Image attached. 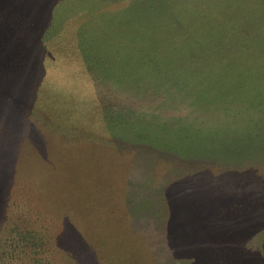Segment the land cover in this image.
Returning a JSON list of instances; mask_svg holds the SVG:
<instances>
[{
	"label": "rangeland",
	"instance_id": "rangeland-1",
	"mask_svg": "<svg viewBox=\"0 0 264 264\" xmlns=\"http://www.w3.org/2000/svg\"><path fill=\"white\" fill-rule=\"evenodd\" d=\"M177 1L0 0V13L4 15L0 40L6 45L14 39L11 45L23 44L19 49L32 48L31 43L43 56L41 72L39 63L29 64L31 77L42 78L24 113L32 129L17 137L9 134L3 127L9 113L0 111V143L4 141L14 149L23 138L27 145L23 152L14 154L16 157H11L7 145L4 153L0 146V179L7 181L0 185L1 199L12 194L14 203L30 214L43 204L37 200L38 187L46 183L44 177L48 172L78 179L82 177L77 176H85L112 195L133 197L139 193L137 188L142 182L159 181L179 159L188 164L189 158L194 162V156L200 153L223 162L212 165L209 173L218 184L217 190L230 187L233 182L240 188L245 186L244 189L230 188L226 191L228 194L219 193L217 201L221 206L231 204L236 199L233 194H241L254 186L250 175L258 162L263 163L264 171V92H219L226 83L219 77L214 84H208L213 87L211 91L201 92L200 88L198 91L195 83L200 82V87L207 84L203 78L202 82L196 81L190 67L183 69L184 63L175 65L177 70L172 68L176 61L165 67L162 58L171 48L155 49L152 38H143V14L146 11L150 14L152 10L157 14L161 8L169 12V6L176 7ZM244 2L256 3L254 0H181V7L187 12L195 9L235 13ZM36 26L46 28L40 30V47L31 40ZM204 66L205 76H209L207 71H216L214 65ZM0 78L7 83L2 88L7 97L16 98V92L22 91L19 84L22 78H17V84L6 73ZM19 130L17 126L16 131ZM138 142L150 143L147 147L161 156L155 161L140 157L137 153L144 149ZM149 163L151 170L141 178L142 171L146 170L144 166ZM219 170L224 173L217 175ZM202 174L194 179H203ZM8 177L21 178L9 180ZM133 179L139 184L132 183ZM186 182L183 175L182 184ZM191 186L193 192L194 183ZM187 192L190 193L189 188ZM80 198V203L86 202L85 196ZM44 202L49 205L47 200ZM156 204V209L149 212L133 209V214L138 225L148 229L153 251L158 256L139 251L144 232H138L139 237L133 236L127 226L122 227L118 222L119 217L114 219V234L121 229L132 243L137 242V248L121 252L111 247L112 251L106 255L115 261L106 264H214L209 260L212 254L204 257L190 254L164 237L169 231L163 221L172 219V215L166 214L167 209L161 202ZM56 207L51 206L54 216L59 213ZM59 220L69 238L78 241L80 235L81 240L88 239L84 222H79L78 229L64 213H60ZM150 223L157 226H145ZM72 230L76 231L73 236ZM100 239L107 240L106 236ZM81 240V246L100 262L101 253L91 244L88 248L86 241ZM67 261L72 264L73 255L68 254Z\"/></svg>",
	"mask_w": 264,
	"mask_h": 264
},
{
	"label": "trees",
	"instance_id": "trees-1",
	"mask_svg": "<svg viewBox=\"0 0 264 264\" xmlns=\"http://www.w3.org/2000/svg\"><path fill=\"white\" fill-rule=\"evenodd\" d=\"M254 1L256 3L253 4L244 2L235 13H212L195 9L182 11L181 0H178L176 7L169 6L170 13L161 8L157 14L154 10L150 11V14L147 11L143 14V38H152L150 41H153L155 49H163L164 46L171 48V52L162 58L165 67L176 61L172 63V68L177 70L174 66L184 63L183 69L190 67L196 81L202 82L203 78L207 84H202V89L200 82L195 83V89L198 91L199 88L201 92L211 91L213 87L208 84H214V80L219 77L226 82L219 92H264V0ZM1 3L6 6L5 2ZM172 9L174 13L171 12ZM6 10L5 7L3 11L6 13ZM3 20L4 15L0 13L2 29ZM44 24L43 22V26H46ZM36 28V34L31 40L40 47V30L46 28ZM13 42L14 39L5 45V41L0 40V45L3 46L2 49L0 46V75L6 73L16 80V84L20 76L22 91L16 92V98L7 97V92L3 91L7 83L0 78V111L9 113L6 114L9 119L3 122L4 131L17 137V134L26 135L27 131L32 129L24 113L33 101V95L42 78H36L35 75L31 77L29 72L32 68L29 64L39 63L38 71L41 72L43 56L33 49L34 45L31 43L32 48L19 49L23 44L13 46ZM257 58L262 59L255 61ZM251 63V67L246 69ZM205 64L214 65L216 71H207L209 76H205ZM3 107L10 111L1 110ZM17 126L20 127L19 132L16 131ZM21 140L14 149L4 141L1 142L2 152L7 145L11 149V157L15 153L20 154L27 148L23 138ZM138 143L144 149L138 151L140 157L155 161L161 156L147 147L150 143ZM157 148L163 149V146ZM188 161L190 162L187 164L185 160L179 159L178 164L171 167L159 181L147 179V183L142 182V186L137 188L139 193L133 197L112 195L100 184L91 183L85 176H77L82 177L78 179L69 175L56 176L51 172L46 173V177L43 176L46 183L38 187L40 196L37 200H42L43 204L30 214L17 202L14 203L12 194H8L4 199H1L0 194V264H70L67 261L68 254L73 255L72 264L114 262L112 256L106 255L112 251L111 247L121 252H125L126 248H137V242L132 243L130 237L123 234L121 229L114 234V219L119 217L118 222L122 223V227L127 226L133 236L137 237L138 232H144L145 235L142 234L141 239L138 238L143 243L142 247L138 246L139 251L158 256L153 251L148 229L138 225L137 216L133 214V209L145 212L156 209L157 201L166 207V214L168 212L172 215V219L163 221L169 231L164 237L180 245L188 253L194 252L196 256L202 254L203 257L207 253L212 254L209 260L214 264H264L263 163L258 162L250 175L254 186L251 185L252 188L245 189L241 194H233L236 199L227 207H223L217 201L220 198L219 193L228 194L226 191L230 188L244 189L245 186L240 188L233 182L229 184L230 187L217 190L218 184L212 181V175L209 173L212 165H222L223 162H218L214 156L200 153L197 157L194 156V162L191 158ZM144 168L146 170L142 171L141 178L151 170V164L145 165ZM200 172H203L204 178L197 181L199 178L195 180L194 177H199ZM223 173L224 170H219L217 175ZM183 175L188 181L185 184H182ZM19 178L21 177H8L9 180ZM4 182L7 181L0 179V185ZM192 183L195 193L192 192ZM223 190L225 191L222 192ZM81 196L86 197V202L80 203ZM44 200H47L49 205L45 204ZM141 200L145 203L141 204ZM52 205L59 211L58 214L55 213L56 216L53 215ZM60 213H64L66 219L73 220L78 229L79 222L85 223V235L88 239H84V243H87L88 248L89 244L93 245L101 253L99 257L101 256L103 263L96 262L94 256L81 246L80 235L78 241L65 235L59 223ZM145 226L152 228L157 224L150 223ZM73 233L76 234V231L72 230V236ZM105 236L107 240L100 239ZM115 237L117 239H114Z\"/></svg>",
	"mask_w": 264,
	"mask_h": 264
}]
</instances>
